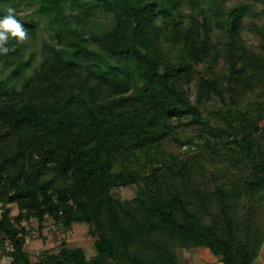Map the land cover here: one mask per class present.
<instances>
[{"label": "trees", "instance_id": "16d2710c", "mask_svg": "<svg viewBox=\"0 0 264 264\" xmlns=\"http://www.w3.org/2000/svg\"><path fill=\"white\" fill-rule=\"evenodd\" d=\"M224 1L0 0V18L13 7L28 33L0 54V260L176 264V249L203 247L219 264L253 263L264 26L247 46L249 5ZM128 186L131 200L111 193ZM29 219L85 224L95 254L61 242L31 259Z\"/></svg>", "mask_w": 264, "mask_h": 264}, {"label": "rangeland", "instance_id": "374dc122", "mask_svg": "<svg viewBox=\"0 0 264 264\" xmlns=\"http://www.w3.org/2000/svg\"><path fill=\"white\" fill-rule=\"evenodd\" d=\"M238 0H225L223 4L225 6H230L236 3ZM244 3L248 4L251 13L245 17L242 21L240 36L244 40L245 44L255 50L258 49L260 43V36L257 32V28L263 25L264 21H259L264 16L263 9L264 6L261 4H253L250 0H242ZM29 9H21L20 16L25 18V14ZM254 12V15H253ZM219 34L214 31L211 35V40L215 42L218 39ZM94 48L93 46H91ZM169 54L173 55L171 49H168ZM99 67L104 68V63L99 64ZM97 72V70L95 71ZM210 106H207L209 109ZM195 130H190V133H195ZM166 148L170 150H176V147L171 145ZM192 150L191 153H193ZM190 153V154H191ZM199 154V153H198ZM188 156V155H187ZM111 193L118 198L120 202L131 200L135 194V189L132 186L119 187L113 189ZM16 213L15 206L11 207V214ZM260 222L257 224L259 229L264 231V208L260 209L259 213ZM23 226L28 230L29 234L26 238L24 248L28 251L30 258L33 259L35 255L41 254L44 249L51 252H55L58 249V244L64 242L67 247H79L83 250L86 258L91 257L95 254L92 242L94 236L90 234L87 226L83 223H73L69 229H64L62 226H54L49 219L43 222L42 228H37V222L35 219H29L27 222H22ZM176 264H219L217 260L209 253L206 248H188L186 250L176 249ZM0 264H8V259L6 257L1 258ZM252 264H264V241L257 256L254 258Z\"/></svg>", "mask_w": 264, "mask_h": 264}, {"label": "clouds", "instance_id": "9594fccd", "mask_svg": "<svg viewBox=\"0 0 264 264\" xmlns=\"http://www.w3.org/2000/svg\"><path fill=\"white\" fill-rule=\"evenodd\" d=\"M6 13L0 18V54L4 55L9 52L6 45L10 39L18 43H24L28 39L25 27L16 18V10L13 7H8Z\"/></svg>", "mask_w": 264, "mask_h": 264}, {"label": "built area", "instance_id": "2783aa9c", "mask_svg": "<svg viewBox=\"0 0 264 264\" xmlns=\"http://www.w3.org/2000/svg\"><path fill=\"white\" fill-rule=\"evenodd\" d=\"M5 249L8 251L11 250V248L7 244H5Z\"/></svg>", "mask_w": 264, "mask_h": 264}]
</instances>
